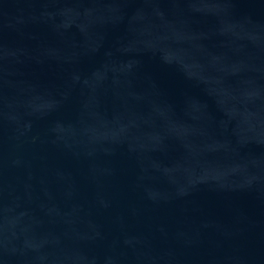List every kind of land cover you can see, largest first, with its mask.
Listing matches in <instances>:
<instances>
[{
  "label": "water",
  "instance_id": "obj_1",
  "mask_svg": "<svg viewBox=\"0 0 264 264\" xmlns=\"http://www.w3.org/2000/svg\"><path fill=\"white\" fill-rule=\"evenodd\" d=\"M0 264H264V0H0Z\"/></svg>",
  "mask_w": 264,
  "mask_h": 264
}]
</instances>
